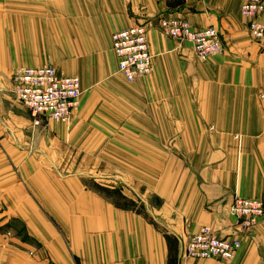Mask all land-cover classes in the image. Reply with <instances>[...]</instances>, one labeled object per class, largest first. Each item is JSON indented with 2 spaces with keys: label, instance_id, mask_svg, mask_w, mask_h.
<instances>
[{
  "label": "crops",
  "instance_id": "1",
  "mask_svg": "<svg viewBox=\"0 0 264 264\" xmlns=\"http://www.w3.org/2000/svg\"><path fill=\"white\" fill-rule=\"evenodd\" d=\"M241 4L0 0V264H264V219L244 232L230 211L264 199V45ZM160 16L216 27L223 53L199 60ZM149 19L153 70L129 82L111 37ZM45 65L81 79L69 124L36 126L14 93L15 70ZM204 226L241 237L234 261L185 256Z\"/></svg>",
  "mask_w": 264,
  "mask_h": 264
},
{
  "label": "built area",
  "instance_id": "2",
  "mask_svg": "<svg viewBox=\"0 0 264 264\" xmlns=\"http://www.w3.org/2000/svg\"><path fill=\"white\" fill-rule=\"evenodd\" d=\"M241 14L248 22L253 40L264 45V0H242ZM157 20L165 36L180 43H190L201 61L224 51L221 33L214 26L195 28L189 20L179 16H160ZM152 25L153 21L149 19L112 34L117 72L129 82L146 77L153 70V55L148 42ZM12 83L15 95L29 109L36 126L51 121L69 124L73 113L81 108V79L66 75L54 66L19 68L13 73ZM230 211L243 231L249 232L264 219V199L236 196ZM241 247V237H221L211 227L204 226L190 236L184 253L188 258L231 263Z\"/></svg>",
  "mask_w": 264,
  "mask_h": 264
},
{
  "label": "rangeland",
  "instance_id": "3",
  "mask_svg": "<svg viewBox=\"0 0 264 264\" xmlns=\"http://www.w3.org/2000/svg\"><path fill=\"white\" fill-rule=\"evenodd\" d=\"M48 124V122L44 123ZM106 194H109L115 201H117L121 206L124 207H134L137 208L138 210L144 211L147 207L146 203L141 200V199H132L128 196H126L123 192V188L120 187L116 191L110 192V191H105ZM149 203L152 205L158 204V200L153 197L149 198Z\"/></svg>",
  "mask_w": 264,
  "mask_h": 264
}]
</instances>
